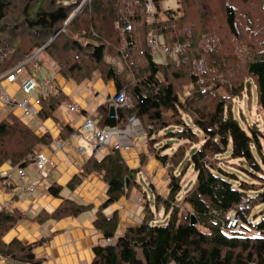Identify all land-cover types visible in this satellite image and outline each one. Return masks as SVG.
<instances>
[{
    "label": "trees",
    "instance_id": "1",
    "mask_svg": "<svg viewBox=\"0 0 264 264\" xmlns=\"http://www.w3.org/2000/svg\"><path fill=\"white\" fill-rule=\"evenodd\" d=\"M62 1L0 0L3 59L0 69L14 68L43 48L42 53L57 63L59 73L67 79L82 82L95 72L100 73L104 80L115 83L117 91L127 90L135 106L117 108L116 115L110 117L112 103L101 105L98 126L123 127L128 117L135 114L147 134L148 154L156 156L168 172L167 193L157 194L155 198L156 207H162L169 216L167 224H152L154 214L146 207L141 224L129 228L115 244L94 248L91 264H264V217L259 220L264 208L253 214L256 206L264 205V185L235 186L217 165L219 157L230 151L232 158L247 161L259 169L255 154H262L263 133L255 125L247 132L234 117L233 106L235 99L245 92L250 94L254 86L258 107L264 112V0H177L174 9L163 7L167 0H153L156 22L140 28L145 53L129 60L130 66L123 63L122 69L108 58L121 57L116 23L129 0H91L67 25L82 0H71L69 5ZM138 9H143L142 1ZM151 27L156 29L158 44L187 43L190 59L206 61L207 87H210L206 93H201L190 62L177 65L170 59L155 61L146 44ZM246 44L252 45L255 56L251 63L245 64L235 50ZM239 52L244 59L251 58L249 50L242 48ZM64 99L61 91L40 96L38 120L52 117ZM185 115L190 116L191 124ZM196 130L202 132V139ZM73 132L65 125L61 138L65 140ZM165 138L179 142L173 153L165 154L173 147L172 143L165 142L158 150L155 148ZM201 141L200 148L184 164L188 151L195 150ZM49 142V135L40 137L22 117L11 113L3 119L0 122V187L7 181L1 172L5 164L25 168L39 146ZM141 159L146 165L147 155H141ZM191 165L197 173L195 184L178 201L182 178ZM136 172L127 166L119 152L112 151L101 159L90 158L68 184L74 191L92 173L106 183L108 197L94 220L95 227L104 235L103 240L114 239L119 228V215L107 216L104 209L134 186L145 198L134 177ZM127 177L131 178L129 189ZM48 191L61 197L62 187L53 183ZM249 191L254 194L250 195ZM93 208L92 204L66 198L53 212L42 210L30 220L44 224ZM231 210L242 222L237 229L227 227ZM192 216L197 219L196 225L191 223ZM26 219L29 217L18 208L0 209V257L17 264H41L43 259L35 250L45 238L32 244L18 239L6 243L3 239Z\"/></svg>",
    "mask_w": 264,
    "mask_h": 264
},
{
    "label": "crops",
    "instance_id": "2",
    "mask_svg": "<svg viewBox=\"0 0 264 264\" xmlns=\"http://www.w3.org/2000/svg\"><path fill=\"white\" fill-rule=\"evenodd\" d=\"M39 58L40 68L34 75L37 81L40 84L47 83L50 89L55 88L61 91L66 99L80 104L82 110L72 112L60 106L52 117L44 121L33 117L22 118L40 137L44 134L50 136L51 142L39 146L38 150L50 157L52 166L46 176L40 174L33 164L25 167L26 177L36 186V193H25L16 189L20 181L15 167L7 163L1 168L2 175L6 174L7 185L0 187V206L18 208L29 217L11 229L3 239L6 243L18 239L24 244H32L45 238L46 241L35 250V253L43 259L41 264H91L95 258L94 248L104 243V235L95 227L94 220L98 208L108 197L106 183L99 175L92 173L85 177L74 191L68 188V184L76 174L83 170L84 164L90 158L96 156L101 159L113 151L110 147H105L98 152L88 150L89 139L88 135L83 132L82 125L86 115H90L98 125L99 107L111 103L110 99L117 92V87L113 81L104 80L98 72L82 82L67 79L59 73L57 65L52 63L53 60L44 53H41ZM28 72H31L30 67L20 72L19 79L16 81L7 78L3 80V85L13 102H19L26 97L20 84ZM40 96L42 94L37 91L33 92L29 98V103L36 105L38 111L41 109L39 103L37 104ZM12 111L11 106L0 103V122ZM65 125L70 126L74 132L63 140L61 135ZM141 136L134 138L132 150L122 156L127 166L137 171L136 181L141 185L145 198L143 199L138 188L134 186L130 188L129 193L104 209L103 212L107 216L115 213L119 215V228L114 241L129 228L144 221L146 207L154 214L151 208L152 200L154 199L156 207L157 194L164 195L167 191V168L156 156L148 154V138L146 135H143V138ZM165 141L167 138L161 139L155 144V148L158 150ZM80 147L84 149V153L80 152ZM175 148L176 146L170 148L165 154L172 153ZM143 154L147 155L146 165L142 164L141 155ZM143 178L146 179L145 184L140 181ZM53 183L62 187L61 197H55L49 193L48 188ZM66 198L92 204L94 208L77 216L48 221L44 224L30 220L42 210L53 212ZM139 198L142 201H138ZM154 223L153 221L152 224ZM0 264L17 263L0 257Z\"/></svg>",
    "mask_w": 264,
    "mask_h": 264
},
{
    "label": "built area",
    "instance_id": "3",
    "mask_svg": "<svg viewBox=\"0 0 264 264\" xmlns=\"http://www.w3.org/2000/svg\"><path fill=\"white\" fill-rule=\"evenodd\" d=\"M143 3V9L138 8ZM64 5H69L71 0H63ZM91 3V0H82L78 8L75 10L74 14H78L84 7ZM141 12L143 15L141 16ZM156 7L153 0H129L123 5L121 16L116 23V28L120 37V58H108L112 64L116 65L119 69L123 68V63L130 66L129 60L137 56H143L145 53L143 46V40L141 38L140 28L143 24H148L150 26L154 25L156 22ZM146 44L151 48L154 57V52L159 47L156 29L152 28L146 37ZM42 49L37 50L33 55L26 58L19 65L14 68L0 69V103L3 105H8L13 108L12 113L18 117H33L38 120V109L36 105L29 103V98L33 92H40L43 96H49L51 94H58L55 88L50 89L48 84H40L35 78V72L40 68L39 56L42 53ZM162 52L165 55L164 62L170 59L173 63L180 65L182 63H191L196 76L197 85L201 89V93L204 94L210 88L207 87L208 79L206 77L207 64L203 58H193L190 59L187 56L188 45L187 43H175L173 45H163ZM2 56L0 54V62H2ZM53 64L56 62H52ZM30 67L31 72L26 73L22 78L20 88L25 93L26 97L19 101L13 102L12 98L6 91L3 80L5 78L16 81L19 79L20 72L25 71ZM111 103L115 105L116 108L133 109L135 106L133 98L128 94L127 90L122 89L115 93V95L110 99ZM39 101L37 100V104ZM61 106L72 112H81L82 107L80 104L64 99L61 102ZM82 130L88 135V142L90 143L92 149L95 152L102 150L105 147H110L113 151L119 152L121 155L129 153L133 148V140L138 135H147L142 128L141 120L132 114L128 117L126 124L123 127L118 126H106L99 127L95 120L90 116L86 115L84 117V122L82 125ZM80 152L84 153V149L80 147ZM36 168V170L46 176L48 170L52 166V160L48 155L38 150L35 154L31 156V162ZM16 172L19 177L20 185L16 187L25 193H36L37 188L34 184L30 183L26 177L25 168L16 167ZM6 174H4V177ZM7 185V181L6 184ZM138 201H142L141 198ZM0 209L2 207L0 206ZM234 219V221H232ZM239 218L234 210L228 213V225L227 227H236V223ZM103 245L115 244L116 240L106 239L103 241Z\"/></svg>",
    "mask_w": 264,
    "mask_h": 264
},
{
    "label": "rangeland",
    "instance_id": "4",
    "mask_svg": "<svg viewBox=\"0 0 264 264\" xmlns=\"http://www.w3.org/2000/svg\"><path fill=\"white\" fill-rule=\"evenodd\" d=\"M163 7L165 9H167V8L174 9L177 7V0H167L163 3ZM162 47L163 46L159 44V47L154 52L155 61L160 62V63L164 62V59H165V55L163 54V52L161 50ZM242 48L249 50V53L251 54L250 59H244L241 56L239 51ZM235 53H236L238 59L242 63H245V64L248 63V61L252 60L253 57L255 56V51H254L252 45H250V44L238 46L235 50ZM185 90H187V89H185ZM221 92L226 95V92L223 89L221 90ZM233 115L237 120H239L241 126L247 132H249L250 126L255 125V128L260 130L261 133H263V136H261L262 154H260L259 152H256V154H255L257 164L259 165V169L256 168L255 166L249 164L247 161H244L242 159L232 158L230 156V154H231L230 151L227 152L225 155H222L219 157L220 160L217 161L218 162L217 165L220 166L228 174L229 178L233 182H235V186H239L240 184L245 183L246 185H249V186L255 185L257 187H262V185H264V180L261 179V177H264V112L258 107L257 92H256V89L254 86L252 87L250 94L248 92H245L242 97L235 99L234 106H233ZM184 117H185L186 121L189 124H191L190 116L185 115ZM171 130H173V128ZM196 132L200 135V137L202 139V135H203L202 132L199 130H196ZM165 142L172 143L173 147L176 146V148H177V145L179 144V142L175 139H173V140L167 139V141H165ZM201 144H202V141L200 144L195 145V150H189L188 151L184 164L188 163L187 161L191 159L192 154L200 148ZM87 148H88V150H93L89 143L87 145ZM183 166L181 169H183ZM180 171L178 172V174H180ZM196 176H197V173H196L193 165H191L189 168H187L185 170V174L182 178V190L177 197L178 201H181L184 194L186 192H188L192 188V186L195 184ZM232 176H234L236 179L232 178ZM140 181H142L145 184L146 179L143 178ZM148 189L150 190V187H148ZM166 193H167V191H166ZM166 193L162 196H165ZM248 193L250 195L254 194L253 191H249ZM151 208L155 214L154 215V217H155V220H154L155 223L154 224H156V225L167 224L169 216L166 215L165 210L163 208L160 207L158 209L157 207L154 206V199L152 200V207ZM262 208H264V205L256 206L254 211H253V214L255 212L259 213L260 211H262ZM160 209H162V210H160ZM263 217H264V215L260 216L259 220L262 219ZM232 221H234V219ZM241 224H242V222H241V220H239L236 223V227L237 228L240 227ZM240 229L242 230V228H240ZM251 234H254V232H251Z\"/></svg>",
    "mask_w": 264,
    "mask_h": 264
},
{
    "label": "water",
    "instance_id": "5",
    "mask_svg": "<svg viewBox=\"0 0 264 264\" xmlns=\"http://www.w3.org/2000/svg\"><path fill=\"white\" fill-rule=\"evenodd\" d=\"M74 16H75V14L73 13V14L71 15V17L67 20V22H66L65 25H67V24L72 20V18H73ZM251 62H252V60L248 61V63H251ZM116 111H117V108L115 107V105L112 104V105L110 106V112H109L110 117H114V116L116 115ZM134 177L136 178V174H134ZM130 184H131V178H130V177H127V178H126V188H127V189L130 188ZM191 223L194 224V225L197 224V219H196L195 216H192V218H191Z\"/></svg>",
    "mask_w": 264,
    "mask_h": 264
},
{
    "label": "clouds",
    "instance_id": "6",
    "mask_svg": "<svg viewBox=\"0 0 264 264\" xmlns=\"http://www.w3.org/2000/svg\"><path fill=\"white\" fill-rule=\"evenodd\" d=\"M142 200V199H141ZM141 224V223H140Z\"/></svg>",
    "mask_w": 264,
    "mask_h": 264
}]
</instances>
